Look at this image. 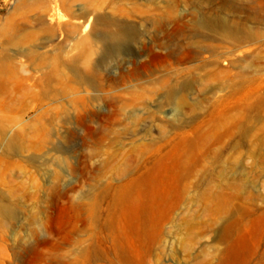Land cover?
Here are the masks:
<instances>
[{"label": "rangeland", "instance_id": "rangeland-1", "mask_svg": "<svg viewBox=\"0 0 264 264\" xmlns=\"http://www.w3.org/2000/svg\"><path fill=\"white\" fill-rule=\"evenodd\" d=\"M0 264H264V0H0Z\"/></svg>", "mask_w": 264, "mask_h": 264}]
</instances>
